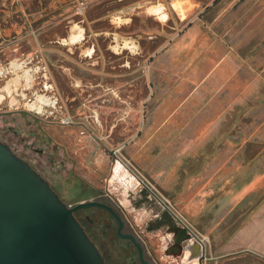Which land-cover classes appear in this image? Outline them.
<instances>
[{"label": "crops", "instance_id": "crops-1", "mask_svg": "<svg viewBox=\"0 0 264 264\" xmlns=\"http://www.w3.org/2000/svg\"><path fill=\"white\" fill-rule=\"evenodd\" d=\"M84 1L90 15L93 8L106 0ZM134 1L129 9H140L138 0ZM176 1L182 2L185 10L193 0H174L173 4ZM16 7L17 11L24 10L22 0ZM73 10L74 16L67 20L71 33L60 40L53 37L50 42L72 43L73 35L81 28L84 37L85 28L94 22V17L78 18L76 4ZM10 12L11 8L3 9L7 16ZM122 12L113 15L110 22L131 23L132 17L120 16ZM47 24L56 26L58 21L44 25ZM44 25L34 26L29 18L8 22L3 36L17 34V42L7 44L8 51L22 58L34 57V42L42 43ZM11 26L14 29L8 33ZM192 31L195 30H190L187 37L179 35L171 49L164 45L166 36H156L159 40L151 53L149 70L150 86L156 94L153 92L154 98H150L147 114L138 120L129 118L130 123H139L134 133L130 132V126L118 129L116 123L106 132L99 112L98 122L92 115L88 116L91 120L83 121L87 133L82 138L88 149L83 154L90 163L86 165L85 176L91 183L90 188L96 190L95 195L107 189H102L101 184L109 178L111 169L103 151L112 142L121 141L122 135L131 136L123 144L136 163L163 185L176 187L180 201L192 202L194 224L209 236L205 246L211 264H264V118L250 131L247 116L250 107L256 114L264 111L263 67L253 73L247 58L239 66L223 44L209 38L197 40ZM25 42L31 45V51L23 48ZM12 117H16L18 127L26 136L49 138L46 118L23 110ZM6 118L10 117L0 115V122ZM117 130L119 135H115ZM91 138L101 149L90 142ZM97 178L100 180L95 181ZM183 188H196L192 199L183 197ZM208 202L213 204L205 227L201 205Z\"/></svg>", "mask_w": 264, "mask_h": 264}, {"label": "rangeland", "instance_id": "rangeland-1", "mask_svg": "<svg viewBox=\"0 0 264 264\" xmlns=\"http://www.w3.org/2000/svg\"><path fill=\"white\" fill-rule=\"evenodd\" d=\"M173 1L141 0L139 2L141 8L136 12L134 9H129L122 13L124 17L133 18L131 23L127 24L123 21L112 24L109 20L111 18L104 17L105 19L98 25L92 23L87 26L84 37L72 43L68 41V44L50 42V39L55 37L60 40L71 33L67 20L74 16L73 9L69 8L70 11L65 17L58 19L56 26L47 24L42 27V45L38 50H34L39 51V56L25 59L26 64L33 66L34 69L31 87L29 85L28 89L27 80L22 79V83H19L12 91V97L19 101L22 97L26 98L25 101H36L38 95H44L55 101L53 116L47 115L52 106H44L40 114L30 111L31 114L47 119L50 136L54 138L49 135H47L48 139L33 138L31 134L26 136L18 127L16 117H12L13 112L20 107L18 105L8 107L7 103L0 105V115L4 116L1 114L4 111H11L8 113L10 118L0 122V139L10 141L17 147L19 154L29 157L36 163L74 206L80 202L94 200L96 194L88 185L91 183L85 176L86 165L90 163L83 154L88 149L81 134L82 131L87 132L86 128H82V121L85 116L97 111L104 121L106 132L114 123L117 124L118 129L130 126L131 133L136 131L139 123H130L129 118L133 116L138 120L147 114L148 104L152 102L150 98H154L153 92L156 94V90L150 86L149 74L153 59L151 53L159 40L156 36L160 34L166 36L164 45L167 49H171L176 45L179 35L187 37L190 30L194 29L192 33L197 36V40L209 38L223 44L227 52L233 53L239 66H242L247 58L250 71L256 73L258 67H263L261 73L263 72L264 75V44H262L264 0H193L190 5L184 7L185 16L174 9ZM155 4L165 6V11L169 15L168 20H161L148 11V7ZM108 6L111 4H106L101 8L102 11ZM134 13L139 14L134 15ZM13 29L14 26H11L7 32ZM19 29L22 28L18 27ZM94 32L97 34L95 35ZM126 42L129 43L128 46L125 45ZM188 43L192 44L190 40ZM115 45L117 49L113 47ZM30 47L31 45L25 42L23 48L31 51ZM8 48L0 47V60L14 55V51H8ZM90 50L92 54L88 55ZM13 76L14 73L0 76V87ZM263 115L264 111L256 114L253 107L249 108L247 116H249L250 131L255 129V126L264 118ZM68 117L74 119L73 124L63 123ZM89 119L91 120L92 117ZM30 130H33V126ZM115 135H119V130ZM122 136L124 138L113 146L110 144V148L122 145L131 137ZM90 142L101 149V145L93 138ZM126 148L127 146L123 148V154L153 180L188 221L199 230L192 218V202L180 201L176 195V187L163 185L152 177L136 163ZM103 152L108 156L107 166L111 169L112 156L108 150ZM78 175L83 180L79 179ZM98 180L100 179L97 178L95 181ZM101 185L102 189L106 187L105 182ZM183 189V197L187 199L190 196L192 199L196 188ZM116 202L122 208L117 199ZM212 204L208 202L201 205L204 208L202 214L203 221L206 223L205 227L210 218L209 208ZM78 213L84 215L83 210H79ZM89 228L117 264L116 252L104 244L105 242L93 227L89 225Z\"/></svg>", "mask_w": 264, "mask_h": 264}, {"label": "water", "instance_id": "water-1", "mask_svg": "<svg viewBox=\"0 0 264 264\" xmlns=\"http://www.w3.org/2000/svg\"><path fill=\"white\" fill-rule=\"evenodd\" d=\"M15 40V37L5 38L0 33V47ZM3 141L10 147L0 140V264H116L88 227L102 244L105 262L100 250L75 217L76 211L80 215L79 210L101 208L117 218L121 230L124 222L114 208L96 200L74 206L36 163L19 154L10 141ZM17 154L35 165L45 178ZM111 175L118 185L115 189H107L129 214L150 218L158 227L166 229L165 233L175 238L186 251L192 252L194 242H197L201 258L205 261L204 245L177 223L148 189L140 187L122 162L112 163ZM128 239L140 248L133 236Z\"/></svg>", "mask_w": 264, "mask_h": 264}, {"label": "flooded vegetation", "instance_id": "flooded-vegetation-1", "mask_svg": "<svg viewBox=\"0 0 264 264\" xmlns=\"http://www.w3.org/2000/svg\"><path fill=\"white\" fill-rule=\"evenodd\" d=\"M19 1L21 2V0H0V33H2L3 31L4 25L13 20L23 21L25 18H29L34 26H41L45 23H48L49 21H58V19L65 17L70 11L68 9H73L75 4L78 18L85 19L87 15L89 17L93 16V23H95V25H98L101 21H103V19H105L104 17L112 18V16L117 14V12L120 10H123L122 13H124L125 11L129 10V8L134 5L132 3L135 2L134 0H120L115 2L106 0L100 3L101 5H98L93 8L89 15L88 4L84 0H26V2L25 0H22L24 10L17 11L16 5L20 3ZM140 1L141 0H138V3ZM106 4H111V6H108L104 11H102L103 9L101 8H103ZM173 5L175 7L174 9L178 10L183 16H185V10L182 7V2L176 1ZM5 8L12 9V12H10L8 16L6 13H3V9ZM136 11L137 9H134V12ZM148 11L152 14L157 15L158 18L162 20H168L169 18L168 13L164 10L163 4L152 5L148 8ZM122 13L119 15L121 16ZM33 14L36 16L32 17ZM134 15H136V13H134ZM16 36L17 34L11 35V37L15 38ZM82 36L83 29L81 28L80 32L77 35H73L71 41H76ZM12 42L15 43L17 42V40ZM34 43V49L36 50H38L40 48V45H42V43L39 45L36 42ZM7 44L8 43H5L4 45H2V47L9 45ZM128 44V42L125 43V45L127 46ZM43 45L46 46L45 43H43ZM113 47L117 49V45ZM35 52L36 53L33 58L39 56V51ZM91 52L92 51L90 50L88 52V55H90ZM26 58H22L20 55L14 54L11 55V57H6V59L0 60V76H3L8 73H14V76L10 79H7L4 83H2L0 87V105L4 103H7L8 107L11 105H18L20 108H17V110H15L13 114L16 113L18 110L26 111L29 114H31L30 111H35V113L40 114L44 106H52V109L47 112V115L53 116L55 114V110L53 109V107L55 106V101H52V99L49 97H46L44 95H38L36 97V101H25L26 98L23 97L19 101V99L12 97V91L15 89V87L19 85V83H22V78L27 80V87L29 85L31 86V82L33 80L32 70L34 69L33 66H28L26 64ZM10 112L11 111L8 110L7 112L4 111L1 114H4L5 117H8V113ZM92 117L95 119L96 122H98L99 115L97 111H93ZM84 120L90 119L88 116H85ZM82 123V128H86L87 126L85 125V123L83 121ZM86 133L87 132L85 131L81 132L82 135H85ZM1 141L4 142L3 140ZM4 143L7 144L6 142ZM113 144L114 143H112L111 145L113 146ZM116 147H106L111 156L113 149H115ZM18 156L24 161H26L28 164H30L32 168H34L38 173H40L35 167V165H33L30 161L20 155ZM114 162L115 161L112 160V163ZM40 174L42 175V173ZM111 176L112 175L110 171L109 178H105L103 182H105L107 188L115 189L118 184L114 182ZM42 177L44 176L42 175ZM78 178L83 180L82 177H80L79 175ZM116 199L117 197L115 195L110 194L108 189L101 190L99 194L95 195L94 197V200L108 204L114 208L115 212L124 222V225L121 230L119 229V222L117 218L107 210L101 208H90L83 210L84 215H78L77 211L75 212V217L80 222L90 239L98 247L103 258L105 257V255L103 254L104 251L102 249L103 247L101 246L102 244L94 238L93 234H91V231L88 228L89 225L99 233L101 239L105 242L104 244H106L110 249H113V251L116 252L117 264L212 263L211 259L208 258L207 246H205L204 243H202L192 232H190L179 221L175 219L177 223H180L183 227H185L201 244H204L206 252L205 261H203L204 259L201 258L200 245H198L197 242H194V250L192 252H190L189 250L186 251L183 246L177 244L175 238L165 233L166 229H161L152 221H150V218H146L143 215L135 216V214L127 213V211L123 207H119L118 203L116 202ZM127 236H133L136 241L140 244V248L136 246L131 239H128Z\"/></svg>", "mask_w": 264, "mask_h": 264}, {"label": "built area", "instance_id": "built-area-1", "mask_svg": "<svg viewBox=\"0 0 264 264\" xmlns=\"http://www.w3.org/2000/svg\"><path fill=\"white\" fill-rule=\"evenodd\" d=\"M64 124L70 125L74 123V120L70 117L63 121ZM125 144L117 146L113 149L112 160L122 162L134 175V177L139 182L140 187L148 189L164 206L165 208L179 221L183 226H185L190 232H192L202 243L207 244L209 238L197 230L187 219V217L175 206L173 201L157 186V184L147 177L141 170H139L135 164L131 162L123 154V148Z\"/></svg>", "mask_w": 264, "mask_h": 264}, {"label": "bare ground", "instance_id": "bare-ground-1", "mask_svg": "<svg viewBox=\"0 0 264 264\" xmlns=\"http://www.w3.org/2000/svg\"><path fill=\"white\" fill-rule=\"evenodd\" d=\"M178 4V3H177ZM159 11V10H158Z\"/></svg>", "mask_w": 264, "mask_h": 264}]
</instances>
